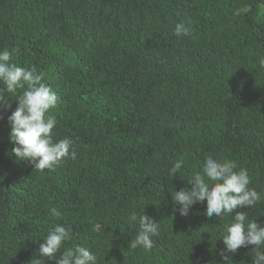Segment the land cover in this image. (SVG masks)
<instances>
[{
  "label": "trees",
  "instance_id": "obj_1",
  "mask_svg": "<svg viewBox=\"0 0 264 264\" xmlns=\"http://www.w3.org/2000/svg\"><path fill=\"white\" fill-rule=\"evenodd\" d=\"M181 21L189 34L178 38ZM5 48L44 73L58 97L55 138H70L76 156L44 171L17 161L7 117L20 90L8 94L0 264L40 259L39 243L56 224L72 230L56 259L81 245L98 264L219 261L231 215L207 217L197 203L184 217L171 195L190 187L187 177L209 155L247 169L262 199L236 211L264 224V0H0ZM134 213L159 222L150 250L128 247ZM253 247L229 254L234 264H252Z\"/></svg>",
  "mask_w": 264,
  "mask_h": 264
},
{
  "label": "clouds",
  "instance_id": "obj_2",
  "mask_svg": "<svg viewBox=\"0 0 264 264\" xmlns=\"http://www.w3.org/2000/svg\"><path fill=\"white\" fill-rule=\"evenodd\" d=\"M189 25L176 22L173 34L182 37L189 34ZM18 49L5 48L0 50V110L11 108L7 99L9 93H17L16 108L7 117L9 138L15 147L11 150L17 161H29L35 170H52L65 158H75L70 138L56 139L54 129L57 121L51 114L58 97L56 92L43 83L44 73L36 66L23 67L13 61ZM264 66V59L260 60ZM13 101V100H12ZM183 161L177 160L170 169L173 176L181 174ZM184 176V175H183ZM3 177H0L2 180ZM189 186L171 192L175 205L181 216L187 217L190 209L197 203L206 205L207 217L231 215V221L225 226L222 234L224 247L219 250V261H209L208 264H234L231 256L240 248L254 246L251 251L252 264H264V224L249 219L238 208H252L262 197L255 188L249 187L250 178L246 168H239L234 160L217 159L206 156L200 165V170L188 178ZM53 217L61 213L56 207L50 209ZM130 223L137 225V232L128 243L131 249L142 247L150 250L153 246L152 237L159 234V222L143 215L132 214ZM72 239V230L64 224H56L49 229L47 235L39 243L40 259L32 264H44L43 258L55 260L56 264H98L97 255L89 248L76 245L61 252L59 259L56 254L61 251L65 242Z\"/></svg>",
  "mask_w": 264,
  "mask_h": 264
}]
</instances>
